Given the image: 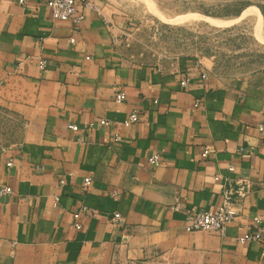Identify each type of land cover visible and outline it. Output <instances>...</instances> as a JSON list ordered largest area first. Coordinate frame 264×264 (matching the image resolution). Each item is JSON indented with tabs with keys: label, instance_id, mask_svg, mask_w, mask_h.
Here are the masks:
<instances>
[{
	"label": "crops",
	"instance_id": "crops-1",
	"mask_svg": "<svg viewBox=\"0 0 264 264\" xmlns=\"http://www.w3.org/2000/svg\"><path fill=\"white\" fill-rule=\"evenodd\" d=\"M91 1L101 12L76 0L73 22L0 0V113L21 128L0 146V187L12 189L0 194V264H264V231L237 241L253 216L264 228V70L229 81L194 56L129 60L105 23L125 19ZM132 109L140 119L124 125ZM238 181L249 190L224 236L187 229L192 209H215Z\"/></svg>",
	"mask_w": 264,
	"mask_h": 264
},
{
	"label": "rangeland",
	"instance_id": "rangeland-1",
	"mask_svg": "<svg viewBox=\"0 0 264 264\" xmlns=\"http://www.w3.org/2000/svg\"><path fill=\"white\" fill-rule=\"evenodd\" d=\"M111 1L113 13L125 19L118 45L129 60L153 63L194 56L211 76L229 81L264 70V0ZM190 14L227 19L176 20ZM20 134L19 120L0 113V146L17 141Z\"/></svg>",
	"mask_w": 264,
	"mask_h": 264
},
{
	"label": "built area",
	"instance_id": "built-area-1",
	"mask_svg": "<svg viewBox=\"0 0 264 264\" xmlns=\"http://www.w3.org/2000/svg\"><path fill=\"white\" fill-rule=\"evenodd\" d=\"M30 1H38L44 3L51 10V15L56 19H71L73 22L79 20L80 16L76 15L75 1L76 0H18L21 5H26ZM87 4L101 12V9H98L91 0H87ZM109 31L111 33V39L113 43H119L121 27L113 22L112 20H105ZM69 41L73 42L74 38L70 37ZM45 65V60L40 59V66ZM205 75V74H203ZM189 83L188 76H183L180 79V84L182 87H186ZM126 98L125 92L118 90L114 94V100L117 102L123 101ZM140 119V114L136 109H132L123 119V124H132L136 123ZM99 123L101 125L107 126L110 124L109 119L100 118ZM70 129L76 130L78 126L74 123L68 124ZM258 129L260 133L264 134V126L262 123L258 124ZM111 138L113 140H118L120 135L112 134ZM243 147H239V150H243ZM208 152L207 147H205L202 152V156H205ZM147 160L152 164H157L159 160L158 153H153L147 157ZM64 184V179H59V185ZM83 186H89L91 184V177L86 176L82 181ZM249 190V184L238 181L234 187L226 184L222 190V200L220 204L213 210H204V209H192L189 213V224L187 229L189 230H206L213 231L218 233L221 236H224L226 233V227L230 221L235 217V211L233 209V204L235 198L245 195ZM12 191L11 187L4 185L0 187V194L10 193ZM117 192H113L112 196L117 197ZM54 198L57 199V195H54ZM83 210L87 211L88 214L92 215L94 210L83 206ZM109 220L114 224H121L122 216L119 212L115 211L109 217ZM261 219L258 216H253L250 225L247 226L245 231L237 236V241L240 243L250 242V241H262L263 240V225L261 224ZM76 227H79L78 223H75Z\"/></svg>",
	"mask_w": 264,
	"mask_h": 264
},
{
	"label": "bare ground",
	"instance_id": "bare-ground-1",
	"mask_svg": "<svg viewBox=\"0 0 264 264\" xmlns=\"http://www.w3.org/2000/svg\"><path fill=\"white\" fill-rule=\"evenodd\" d=\"M148 1H146L147 3ZM154 10H156L154 7H152ZM207 19L209 21H212V22H222L224 21L223 19L221 18H217V17H211V16H207V15H201V14H190V15H184V16H180V17H177L176 20L178 21H185V20H193V19ZM256 21H257V24L260 25L261 24V21H262V16H261V13L258 11L257 14H256ZM262 37V36H261Z\"/></svg>",
	"mask_w": 264,
	"mask_h": 264
}]
</instances>
